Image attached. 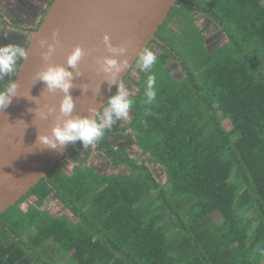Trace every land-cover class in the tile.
Wrapping results in <instances>:
<instances>
[{
    "label": "trees",
    "instance_id": "obj_1",
    "mask_svg": "<svg viewBox=\"0 0 264 264\" xmlns=\"http://www.w3.org/2000/svg\"><path fill=\"white\" fill-rule=\"evenodd\" d=\"M157 36L124 82L128 119L96 144L107 161L78 141L0 217V264H264V0H178Z\"/></svg>",
    "mask_w": 264,
    "mask_h": 264
},
{
    "label": "water",
    "instance_id": "obj_2",
    "mask_svg": "<svg viewBox=\"0 0 264 264\" xmlns=\"http://www.w3.org/2000/svg\"><path fill=\"white\" fill-rule=\"evenodd\" d=\"M176 6L178 0H54L39 28L27 31V58L22 59L13 82L18 84L17 96L0 111V217L47 179L76 145L51 149L38 143L39 135L51 136V129L64 118L59 112L63 93H49L43 82L36 81V73L49 64L67 67V56L79 46L84 51L78 65L81 75L77 77L68 68L75 77L70 89L73 115L86 117L93 108L102 112L117 91L116 85L108 84L111 77L96 63L111 55L103 36L108 35L114 46L127 48L128 67L119 77L123 85L152 41L166 46L157 33ZM54 31L59 44L45 62L41 53L47 49H41L39 41L54 43ZM49 109H55L52 115H47Z\"/></svg>",
    "mask_w": 264,
    "mask_h": 264
},
{
    "label": "clouds",
    "instance_id": "obj_3",
    "mask_svg": "<svg viewBox=\"0 0 264 264\" xmlns=\"http://www.w3.org/2000/svg\"><path fill=\"white\" fill-rule=\"evenodd\" d=\"M58 32L52 33L54 43H48L47 40H40L41 49L46 47V51L41 53L42 59L47 62L55 52L56 46L59 44L57 39ZM103 44L110 56L97 60L100 65V71L111 77L108 84L116 85L117 91L112 95L103 106L102 112L98 109H90L89 115L86 117L74 116V102L70 95V89L73 87V72L68 68L75 70L76 76H80L78 65L84 56V51L79 46L75 47L67 56L66 65L49 64L43 71L36 73V81L45 84L49 93L59 91L63 93V99L59 106V112L64 119L57 122L51 129V136L39 135L38 143L45 145L51 149H62L65 145L80 142L83 148L97 144L105 135L106 130H110L117 121L129 117V111L133 107L134 101L128 97L126 90L120 82V73L128 67L126 58L127 48L124 46H114L110 42L108 35L103 36ZM115 57H124L117 59ZM27 52L18 45H5L0 47V80L12 74L17 66V61L26 59ZM156 56L149 50L145 49L139 55V67L142 71H150L156 64ZM155 76L149 75L146 84L145 97L146 103L152 104L156 99ZM18 88L17 83L11 84L6 90L0 91V111L6 109L12 102V98L16 97ZM31 111V110H30ZM55 109H49L47 115H52ZM43 118H47L44 116ZM59 120V118H58Z\"/></svg>",
    "mask_w": 264,
    "mask_h": 264
},
{
    "label": "rangeland",
    "instance_id": "obj_4",
    "mask_svg": "<svg viewBox=\"0 0 264 264\" xmlns=\"http://www.w3.org/2000/svg\"><path fill=\"white\" fill-rule=\"evenodd\" d=\"M5 1L7 2L6 5H4L5 2L3 0H0V14L4 16L5 18H7V21L10 24V26L8 27L7 25H5L7 24V22L2 21L0 19V28L3 27L2 32L0 34V42L2 43L0 47L5 46V45H16V41L21 37L25 38L26 40L28 39V36H26V34H24L23 32L22 33L17 32L18 28L16 27L21 26L22 28L25 29L39 22L41 14H42V10L45 7V4L43 1H46V0H5ZM174 27L180 29L185 26L183 23L179 22V23H175ZM24 44H26V41L24 42ZM149 51H151L154 55L159 53L157 48L150 49ZM172 71L176 76L183 75L181 67L176 62H173ZM130 80L131 79H129L126 83H124L123 86L125 84H126V87L131 86L129 83ZM224 125L226 129L228 130L231 127L229 121H225ZM126 142H127V139H124L123 141H120V143L117 146L123 149L124 146H122V144L126 145L125 144ZM95 147H96V144L91 145L90 147H88L89 149L86 150L88 154H91L92 159H94V161H96L98 164L104 163L105 160L107 161V159L103 157V154L95 151ZM104 168L105 166H103V164L102 166L100 165V171H106ZM156 175L159 176V172H156ZM50 204L51 203H49V205ZM54 204L55 203L53 202L51 206H53ZM55 211L57 213L61 211V208L59 205L55 207ZM216 220L219 223H221L223 219L221 216H217ZM56 258L59 260V264H67L66 261L62 257L60 258L58 256V252H56Z\"/></svg>",
    "mask_w": 264,
    "mask_h": 264
},
{
    "label": "crops",
    "instance_id": "obj_5",
    "mask_svg": "<svg viewBox=\"0 0 264 264\" xmlns=\"http://www.w3.org/2000/svg\"><path fill=\"white\" fill-rule=\"evenodd\" d=\"M3 17H4V16H2V15L0 14V19L3 18ZM4 18H5V17H4ZM5 19H7V18H5ZM1 20H2V19H1ZM5 25H7L8 27L10 26V24H9L8 22H7V24H5ZM2 28H3V27L0 28V34H1V32H2ZM23 30H24V29H23L22 27H21V28L18 27L17 32H20V31H23ZM27 31H28V29L25 30V31L23 32V33H26V36H27ZM3 32H4V31H3ZM1 44H2V43L0 42V46H1ZM8 77L11 79V78L13 77V73L10 74V75H8ZM8 80H9V79H8ZM9 85H10V82L7 84V86L5 85V86H6V89H7V87H8ZM0 91H4V90L1 89Z\"/></svg>",
    "mask_w": 264,
    "mask_h": 264
},
{
    "label": "flooded vegetation",
    "instance_id": "obj_6",
    "mask_svg": "<svg viewBox=\"0 0 264 264\" xmlns=\"http://www.w3.org/2000/svg\"><path fill=\"white\" fill-rule=\"evenodd\" d=\"M29 31V30H28ZM28 35V34H27Z\"/></svg>",
    "mask_w": 264,
    "mask_h": 264
}]
</instances>
